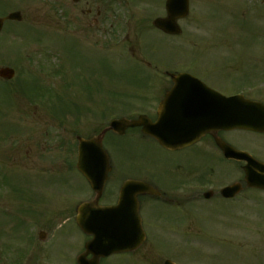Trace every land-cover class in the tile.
<instances>
[{"label": "rangeland", "instance_id": "1", "mask_svg": "<svg viewBox=\"0 0 264 264\" xmlns=\"http://www.w3.org/2000/svg\"><path fill=\"white\" fill-rule=\"evenodd\" d=\"M131 1L142 6L146 16L137 14L131 20V28L125 29L121 25L123 10L118 3L116 27L113 32L106 31L105 23L103 34H94L87 27L75 28V25L72 32L66 33L64 7L51 0L5 1L7 14L19 11L24 18L23 24H8L1 39L4 48L0 47V68L16 71L13 81L0 80V210L8 215L6 218L0 214V251L7 247L11 262H17L24 252L32 249L30 237L38 248L34 264H66L69 259L74 260L84 245L86 236L74 224V208L89 198L90 189L75 169H71V164L77 161L75 138L77 134H94L111 118L129 115L147 99L144 97L149 92H145V86L133 80L137 75L131 71L135 61L128 53L129 45L136 47L133 54L138 61L136 66H141L139 70L151 74L154 70L142 64L148 55L155 57L150 58L155 60L152 63L158 60L174 72L185 68L195 57L191 53L197 49L207 53L205 49L211 47L264 48V12L260 11L264 9V0H194L190 16L180 22L183 34L178 37H168L145 26L147 16L164 15L162 5L157 3L155 8V0ZM129 32V43L111 44L112 39ZM37 33L43 34L42 38L33 40L38 37ZM202 61L203 58L197 59L198 67L194 71L226 91L250 80L249 67L239 74L217 67L211 76L201 69ZM251 72L259 70L254 68ZM261 77L264 73L253 78ZM152 78L167 82L169 77L158 72ZM37 88L43 98L35 96ZM107 147L119 164L129 165L126 169L138 154L140 162L151 163L149 166L159 172L166 159L152 146H123L115 150L114 146ZM156 160L160 162L153 163ZM212 166H216V173L222 177H228L233 171L230 164ZM22 196L24 201L19 199ZM256 197L264 200V195ZM247 207L244 214H232V221L234 216L240 217L250 228L264 222L263 213L256 215L251 204ZM199 217L209 229L218 231L220 236L226 235L227 231L221 229L216 218L211 221L203 215ZM68 218L71 221L62 224ZM34 220L38 221L31 223ZM40 231L47 233L46 240L50 242L37 239ZM228 233L235 246L243 250H230L231 264H264L262 247L258 246L255 251L251 245L246 251L245 247L238 246L240 231ZM217 238L208 237L209 242L196 246L198 254H223L213 245L214 240L219 241ZM242 241L253 244L255 240ZM194 253L192 242L183 244L181 263L191 264ZM114 260L128 264L127 260L116 257L109 262Z\"/></svg>", "mask_w": 264, "mask_h": 264}, {"label": "flooded vegetation", "instance_id": "2", "mask_svg": "<svg viewBox=\"0 0 264 264\" xmlns=\"http://www.w3.org/2000/svg\"><path fill=\"white\" fill-rule=\"evenodd\" d=\"M5 1L0 0V18L3 19L8 16L5 11ZM51 1L60 7H64L66 33H69L68 30L72 32L74 25L75 28L87 27L94 34H103L105 30L113 32L116 27V5L119 3L121 7L124 2L128 5L126 0ZM129 1L132 3L131 0ZM189 1L190 5L192 1L194 2V0ZM157 3L162 5L165 14L154 17L151 22L148 19V26H153L156 18L166 16L167 0H155V8ZM7 23L5 21L3 30L6 28ZM80 23H82V26ZM105 23L107 25L105 30H103ZM82 30H79V32ZM108 34L110 35V33ZM205 50L207 53L199 52V49L192 52L191 54L195 56L194 59H191V62L182 70L174 72L168 71L158 60H156L157 63H152L155 60L151 59L149 61L150 57H147L144 62L154 72L152 74L147 71L144 72L143 78L138 81L139 83L142 82L141 85L147 88L146 91L149 94L144 97L147 99L142 101L141 107L129 114L131 115L129 118L136 119L139 116H146L152 122L157 120L160 104L165 101L167 93L174 86L170 78L166 80L167 82L162 81L164 83L152 78L158 72L165 76L168 73L187 72L226 97L244 94L246 99L264 104V77L260 79L253 78L264 73L263 47H211ZM199 58H203L201 69L207 70L208 75L213 76L218 70L217 67H220L219 69L223 68L226 72L231 71L234 74L244 73L245 69L249 67L250 80L226 91L216 86L211 79L194 71V68L197 69L196 66L198 67L197 59ZM254 68L259 70V72H251ZM183 91H185V88L180 91L183 93L182 95L180 93L176 94L173 97V101L167 104V114L173 112L170 109L182 106V101L179 100L181 97H187V94ZM104 129L105 127L102 126L96 134L99 135ZM248 134L247 131L243 130L211 131L197 142L169 148L165 146L176 145H162L154 137L144 134L142 128L129 129L124 136L108 133L104 138V146H114L112 147L113 150L121 149L123 146H152L157 148L162 156L164 154L166 159L164 165L161 164V172L156 167L149 166L151 163L140 162V154L132 157L130 160L132 161V166L128 169L126 168L129 165L119 164V160L113 159L112 175L106 184L100 205H117L121 188L126 181L132 180L143 183L146 186L144 189L141 191L132 190L129 196L130 202H136V207L138 206V213L147 238L145 243L135 252L101 259L99 264H120L117 260L109 262L110 259L115 257L127 260L128 264H165L167 261L182 264L181 260L184 257L183 244L189 241L183 235L189 236V231L192 232V244L195 245V253L191 256V264H231L228 258L230 250L237 248L243 251L235 246V241L231 240V235L228 233L231 230L240 231L239 238L241 241L238 246L245 247L246 251L251 245L255 251H257L258 246L264 249V222L257 223L255 228H250L246 221H242V218L234 216V221L231 218L234 213L244 214L248 204H251L252 211L256 215L262 213L264 211V200L256 197V195H264V190H253L245 182L246 159L243 158L241 161L229 160L225 158L220 148V146H233L237 151L248 153L264 164V133ZM91 135L93 134L87 136L88 139L93 138ZM250 140H257V142H250ZM159 162V160H156L153 163ZM212 163L230 164L233 171L228 177H222L216 173V166H212ZM234 184H240L239 193L233 198L224 197L222 190ZM125 209H127L125 210V215L128 218L132 217V213L136 210L132 205ZM199 215H203L206 220L211 221L216 218L221 229L227 231L226 235L220 236L218 231L209 229ZM120 226L128 230L137 227L135 222L132 221L125 224L117 223L115 227L119 228ZM159 232L163 233V236ZM168 234L173 235V237L166 238L165 236ZM201 236L204 238L201 239ZM212 236L218 237L219 241L214 240L213 245L219 251L222 250L223 254L209 256L198 254V250H196L198 245L203 242H209L207 239ZM245 238H253L256 242L252 241L253 244H243L247 242L242 241ZM83 252L84 250L81 253ZM78 256L75 260L69 259L65 263L78 264ZM35 257L33 256L26 263L22 258H19L17 262L16 260L11 262L8 259L5 248V251H0V264H34ZM88 259H92V256H89Z\"/></svg>", "mask_w": 264, "mask_h": 264}, {"label": "water", "instance_id": "3", "mask_svg": "<svg viewBox=\"0 0 264 264\" xmlns=\"http://www.w3.org/2000/svg\"><path fill=\"white\" fill-rule=\"evenodd\" d=\"M189 13V1L188 0H169L168 5V18L156 22L158 28L170 34H179L180 29L177 26L176 21L180 18H184ZM11 20H20L19 14H13L9 17ZM0 21V29L1 24ZM1 75L5 78L12 79L14 77V71L10 69H4ZM183 75L178 77L173 76L174 79L182 78ZM232 104V103H231ZM228 104V105H231ZM236 108L243 107L240 103L232 104ZM235 109V108H234ZM255 110V107H250L248 110ZM239 113L241 110H234ZM212 112L216 110L212 109ZM256 121L257 118H253ZM250 118H238L235 114L231 116H214V117H195V118H178V117H164L160 115V119L157 124L151 125L145 118H140L138 121H129L127 119L115 120L111 123L110 128L104 131L98 138L90 141H85L79 138V160L77 167L79 171L85 176L93 190L96 193V198L93 203L82 204L78 209L77 224L82 231L90 236H93L86 245L85 254L79 259V264H97L101 257H108L117 253H124L133 250V248L139 246L144 235L140 229L134 231H128L124 229L117 230L114 228V216L122 208H99L98 201L102 196L105 183L107 181L108 173L111 170L109 166V156L102 146V140L107 131L113 130L116 133L123 134L127 128L134 126H144V130L151 135L157 137L162 143H170L180 145L189 138L191 135L197 139L210 129H216L219 127H244L251 130H257L256 123L252 122ZM192 125L191 130L184 136H173L170 139H165L163 136L166 131L174 132L176 128H183ZM224 152L228 155V148H223ZM257 165L253 163L248 166L247 178L250 183L257 187L264 188V178L257 179ZM133 183H127L122 190V202L127 198V192ZM136 245V246H135ZM89 254L94 255V259L90 262H81L82 258H85Z\"/></svg>", "mask_w": 264, "mask_h": 264}]
</instances>
